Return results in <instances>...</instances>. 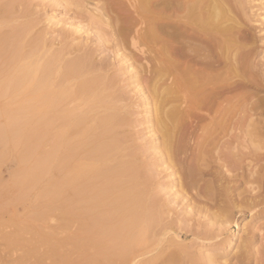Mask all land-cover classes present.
Returning <instances> with one entry per match:
<instances>
[{"label":"bare ground","instance_id":"6f19581e","mask_svg":"<svg viewBox=\"0 0 264 264\" xmlns=\"http://www.w3.org/2000/svg\"><path fill=\"white\" fill-rule=\"evenodd\" d=\"M100 2L95 0L94 4L111 20L118 45L128 38L135 50L152 62L143 92L148 93L151 125L160 141L157 146L163 161L174 169L172 173H180L176 179L179 193L194 212L207 216L206 221L199 219L203 230L193 234L214 240L226 231L229 234L231 225L241 227L243 234H229L213 245L229 248L235 240L229 252L236 258L235 264H264V225L248 231L243 227L249 223L242 221L241 226L239 222L256 208L252 218L259 219L264 213V165L258 166L256 176L252 172L258 185L250 188L249 195L245 191L233 198L228 183L219 184V192L214 190V184L221 182V173L212 171L214 164L209 160L228 163V143L234 147L228 140V115L230 118L237 105L229 94L246 86L240 70L248 66V53L232 4L229 0H134L129 2L130 9L113 2L103 7ZM22 28L21 34H14L16 40L11 36L13 42L0 33V158L6 149L17 155L20 167L11 183L20 191V199L38 187L34 205L38 209L26 221L16 216L7 221L0 218V225L14 224L13 230L0 233L7 245L24 249L12 264L197 263L190 244L176 236L163 244V237L174 227L161 216L160 199L146 195L145 176L131 159L133 154L129 158L130 153L123 152L119 130L124 117L119 114L116 92L111 90L113 82L98 71L100 62H92L88 52L67 58L36 42L25 50L30 26ZM132 53L124 55L133 57ZM235 77L239 80H231ZM257 106L256 100L251 107ZM251 126L259 128L254 123ZM194 136L197 138L192 143ZM214 150L219 151L218 156ZM251 154L256 155L252 151L242 155ZM205 172L214 173L215 179L197 189L198 176ZM237 177H244L243 172ZM219 208L223 211L217 213ZM56 211L64 219L62 228L69 230L66 236H60L58 229L44 227ZM3 212L0 205V214ZM224 255L226 252L221 255L226 263L229 257Z\"/></svg>","mask_w":264,"mask_h":264},{"label":"rangeland","instance_id":"374dc122","mask_svg":"<svg viewBox=\"0 0 264 264\" xmlns=\"http://www.w3.org/2000/svg\"><path fill=\"white\" fill-rule=\"evenodd\" d=\"M1 1L0 6L2 4V7H0V25H2V27H0V33L1 31L2 33H6L10 37V42H13V40H11V36L13 37L15 33L19 35L23 32L22 26L25 28V26L29 25L30 31L24 42L25 50L30 49L36 43H42L44 47L50 52H62L67 58H74L77 55H83L84 53L86 54L88 52L87 54L92 55V62H95V64L97 65H99L100 62L101 68L98 71L105 73V75L109 77V80L111 79V81L113 82L111 90L114 93L116 92L117 94H115V96H117V99H115V101L117 100L116 102L118 107H121L119 110V114L124 117V123L120 126L121 128L119 127V134L121 133V136L118 134V137H122L123 135V152L127 155L130 153V156L128 155L129 158H131L133 154L131 159H135L134 162L139 165V169L141 168L140 173L145 176L143 180H146L145 183L147 184L146 195L155 196L158 198V200L160 199L158 203L159 209H161L160 212L164 209L162 211L164 215L161 214V216L163 217L164 221L166 219L168 220H166L165 222L169 223L171 221L170 225L174 227V230L170 231L163 237V244L166 240L172 238L173 236H176L178 239L182 240L186 244H190L189 246L190 249L192 248V253L198 255H194V257L198 258V260L196 259L197 263L195 264H235L234 262L237 261L236 258L233 257V254L229 255L231 248L234 246L235 240L229 248H226V246H224L225 248L222 246L217 247L213 245V242L223 238H228L229 234H231L232 237L233 235H235V233H239L240 235L243 234L241 227L238 228L236 225H231L232 229L229 234L228 231H226L227 233H223V235L214 240L205 238L203 239L202 236L201 238L197 237V234H193L194 230L200 231L201 228L205 227L202 222H200V220L204 221L207 216L203 213L194 212L193 209L190 208L191 206L188 205V199L185 198L183 194L179 193L178 191L179 185L176 179L177 176L180 175V173L176 175L173 174L172 172L174 171V169L172 167H169V165L165 163L162 159L161 149L157 146L160 141L158 140V136L156 135V133L153 131V127L151 125L153 117L149 113V106L146 103L148 100L146 97L148 93L143 92V90H146V86L148 85L146 83V79L150 75V72L148 70L152 62L150 63V60L148 61V58L145 59L138 50H135L128 38L123 45H118L117 34L113 28L111 20L108 18V16L103 15L101 7H96V5L94 4L95 0ZM99 1H102L100 3L102 5L104 4L103 7H106L109 2H113L112 4H115V6L116 3L118 4V6H122L120 8L126 7L131 9L129 2L134 0ZM3 2H5V4ZM79 2H82V4H79ZM229 2L232 4L231 8L234 10L237 19L242 25V40L246 45L245 51L248 53V66H244V68L246 67L247 70L244 68L240 70V74H243L246 80V86L244 88L238 89L239 91L237 90L232 94H229V97H231L232 95L236 104L238 105L234 107L233 112L230 114V118L228 115V134L230 132L228 140L231 141L232 144H234V147H231L228 143V151L231 152V154H228L229 161L228 163L222 161L217 162L218 160L216 158H209V160H212V165L214 164V168L212 169V171L217 170L214 172L221 173L219 174L221 177V182L214 184V186L216 185L214 190L216 192H219V184L224 183L225 185L228 183L233 198H236V196L239 194L243 195L245 191V194L249 195V191L258 185V182L254 179L253 173L256 176L258 174L256 172L258 170V166L264 165V137H262L264 134V0H229ZM10 3L11 6L7 5ZM3 7L7 8L3 9ZM7 10L10 11L8 12ZM131 13L132 12L130 11V14ZM7 15H9L11 18L7 17ZM132 15L133 14H131L130 16ZM9 20L12 22H10ZM138 26L139 25H137V27ZM143 26L140 25L138 28ZM13 30L16 32H14ZM20 30L21 32H19ZM15 36L13 38L16 40L17 37L15 38ZM28 38L30 39L29 41ZM31 41L34 42L32 43ZM30 44L33 45L31 46ZM129 45L131 48L129 47ZM122 47L124 48V50ZM124 52H128L129 54L130 52H133L132 54L134 56H125ZM231 80H239V77L232 78ZM256 100L258 101L259 106H257V108L251 107L253 102H256ZM245 107H248V109H246ZM232 118L234 123L232 121ZM1 121L4 120L1 119ZM125 122H128L126 126ZM257 122H259V124ZM252 123H254L256 126H259V128H253V126H251ZM200 132L202 131L199 130L198 133ZM198 133H196L195 136L198 137ZM237 134L239 135V137ZM257 134H261L262 136L260 137ZM194 137L191 141L192 143L194 142V139L196 141L197 137ZM231 138L234 139L235 143ZM125 143L127 144V146ZM190 146L192 145L189 144L188 146V155H191L192 153V147ZM259 150L261 152H259ZM251 151L256 155H242L243 153L246 154ZM213 152L210 154L218 156V150H214ZM5 153V156L0 158V188H5L4 191L6 192V195L4 191L3 194H1L2 189H0V194L2 196L0 197V199L5 197V199H1L0 201L2 203L0 205L4 207V212L0 214V218L3 221H7V219H9L10 217L16 216L18 217V219L26 221L27 217L29 215H32L36 211V209H38L37 207H34V205L36 204L35 199L38 194V187H34L33 189H31L30 193L22 199L18 198L19 196L17 197V195L20 194V191L18 190L17 192L15 190L17 187L12 185V183L13 175L19 169L20 162L18 161L17 155L12 153V151L6 149ZM235 154H237L238 156L236 155L237 157H235ZM204 156L208 158L207 154H204ZM17 163H19V165ZM142 163L143 165H140ZM227 164L228 167H226ZM215 165L217 169L215 168ZM223 165L224 168L222 167ZM253 165L255 168L253 167ZM142 167L146 171H144ZM242 172L244 174V177H237V174H240ZM214 175L215 174L212 172H205L200 174L198 176L199 182L197 189L205 185L207 182H211L212 180H214ZM149 177H151L152 180H149ZM229 179L231 181H229ZM234 179L236 181H234ZM8 184L12 185V187L8 188H12L13 190H7L6 185ZM251 187L252 189H250ZM7 191H10L13 195L11 193L8 194ZM7 199L8 201H6V203L3 202ZM202 199L205 200V198ZM227 201L228 200H226V202ZM262 206L261 207L264 208V205ZM256 210L257 208L254 209V212H256ZM222 211L223 208H219L216 212L220 213ZM57 212L59 211H56V214L55 212H53L52 214L55 215L51 214L46 219L44 227L46 230L50 227H52V229H58V233L60 234V236H66L69 230L66 231L67 228H62L64 219L63 217L61 218V214ZM254 212L248 213L239 220L240 223L243 221V224L249 223L248 225H245L243 227L248 229V231L254 226L256 228L260 225H264V213L261 217L258 216L259 219H256L257 217L252 218L251 216V214H253ZM242 223L241 226H243ZM186 226L188 228H186ZM206 226L211 227L214 225H212V223H207ZM192 227L195 228L193 229V231ZM183 228L184 230H187L184 231ZM13 229V223L12 226L11 223L0 225V233L8 232ZM185 233L188 235L187 237ZM1 234L0 238L3 241L0 239V260L3 264H12V261L15 260L16 257H21L22 254L20 253H23L24 249L21 247L8 246L5 242L6 240L1 236ZM177 234H179L180 236H178ZM27 236L30 237L31 235L27 234L26 237ZM4 245L6 248L4 247ZM14 249H16L17 251H15ZM10 250L12 252L11 254L9 253ZM157 250L151 252L152 254L150 253L148 254V256L153 255L157 252ZM224 252H226V255L224 256L229 257V260L226 263H224L221 257ZM199 257L201 258L200 261ZM203 257L205 259V262H203ZM142 258L143 257H141V259Z\"/></svg>","mask_w":264,"mask_h":264}]
</instances>
